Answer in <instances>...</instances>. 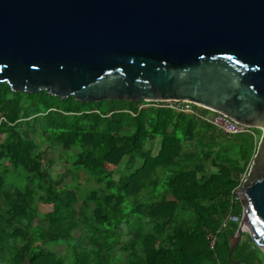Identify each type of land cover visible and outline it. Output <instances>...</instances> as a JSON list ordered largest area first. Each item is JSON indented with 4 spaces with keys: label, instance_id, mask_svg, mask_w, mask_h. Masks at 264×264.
I'll return each instance as SVG.
<instances>
[{
    "label": "trees",
    "instance_id": "16d2710c",
    "mask_svg": "<svg viewBox=\"0 0 264 264\" xmlns=\"http://www.w3.org/2000/svg\"><path fill=\"white\" fill-rule=\"evenodd\" d=\"M165 104L83 103L0 82V264H263L249 233L230 259L241 222L223 227L232 207L243 215L233 192L253 135ZM37 139L62 148L63 172L51 174Z\"/></svg>",
    "mask_w": 264,
    "mask_h": 264
},
{
    "label": "water",
    "instance_id": "95a60500",
    "mask_svg": "<svg viewBox=\"0 0 264 264\" xmlns=\"http://www.w3.org/2000/svg\"><path fill=\"white\" fill-rule=\"evenodd\" d=\"M0 82L83 103L192 102L262 130L229 257L244 233L264 252V0H0Z\"/></svg>",
    "mask_w": 264,
    "mask_h": 264
},
{
    "label": "built area",
    "instance_id": "2783aa9c",
    "mask_svg": "<svg viewBox=\"0 0 264 264\" xmlns=\"http://www.w3.org/2000/svg\"><path fill=\"white\" fill-rule=\"evenodd\" d=\"M166 103L165 106L171 109H174L179 112H186L195 115L197 118L204 120L213 126H215L219 131H221L223 134L226 135H237L242 133H249L252 134L255 139L256 144V151L258 148V145L260 143L261 137L259 132L257 131V128H253L244 124H240L230 117H228L225 114H222L220 112L210 111L208 114H205L201 112V110L197 109L195 106L196 104L192 102H184V101H168L164 102ZM198 106V105H197ZM200 107V106H199ZM203 108V107H201ZM205 109V108H203ZM253 162V161H252ZM252 163L248 167L247 171L243 173L240 177V184L239 186L234 190V197L233 202L234 204H237L238 201H242V196L239 193L241 189L243 188V185L248 178V174L250 171ZM242 204V202H241ZM243 207V205H242ZM244 210V207H243ZM243 215L236 214L234 212L233 207L231 208L230 212L226 215L224 218L223 227H226L230 223H239L242 221ZM215 245V240H212V246Z\"/></svg>",
    "mask_w": 264,
    "mask_h": 264
},
{
    "label": "rangeland",
    "instance_id": "374dc122",
    "mask_svg": "<svg viewBox=\"0 0 264 264\" xmlns=\"http://www.w3.org/2000/svg\"><path fill=\"white\" fill-rule=\"evenodd\" d=\"M143 107H149V105H143ZM257 131L259 132V134L261 136L263 131L258 129V128H257ZM37 143H38V147H39L38 149L47 150L49 157L55 161V164L50 168L51 174L55 176L58 173L63 172L65 170V166H64L63 162L59 159V155L63 152L62 148L55 145V144H52V143H44L41 141V139H37ZM159 144H160V139L157 140L156 149H155L156 151L158 150V148L160 146ZM72 152L77 153L78 148L73 147ZM110 168H112V166H110ZM80 177H81V181L79 183H74V187L78 188V189L85 187V185H84L85 173L82 172L80 174ZM37 183H39V180H37ZM40 210H41V212L45 213L47 211H50L51 207L42 204V205H40ZM244 234L246 235L247 233H244ZM60 250H65V248L64 247L60 248ZM260 259L264 264V252L260 253ZM67 264H69V260L67 261Z\"/></svg>",
    "mask_w": 264,
    "mask_h": 264
},
{
    "label": "bare ground",
    "instance_id": "6f19581e",
    "mask_svg": "<svg viewBox=\"0 0 264 264\" xmlns=\"http://www.w3.org/2000/svg\"><path fill=\"white\" fill-rule=\"evenodd\" d=\"M246 228H248V226H245Z\"/></svg>",
    "mask_w": 264,
    "mask_h": 264
}]
</instances>
